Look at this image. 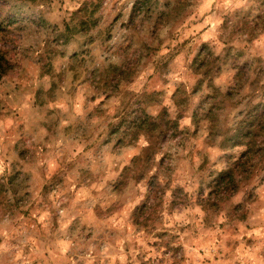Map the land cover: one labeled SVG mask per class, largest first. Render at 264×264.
Masks as SVG:
<instances>
[{"label": "rangeland", "instance_id": "1", "mask_svg": "<svg viewBox=\"0 0 264 264\" xmlns=\"http://www.w3.org/2000/svg\"><path fill=\"white\" fill-rule=\"evenodd\" d=\"M0 61V264H264V0H0Z\"/></svg>", "mask_w": 264, "mask_h": 264}, {"label": "trees", "instance_id": "2", "mask_svg": "<svg viewBox=\"0 0 264 264\" xmlns=\"http://www.w3.org/2000/svg\"><path fill=\"white\" fill-rule=\"evenodd\" d=\"M4 72L0 61V71ZM150 119V118H147ZM146 126L148 136L153 134L157 127L151 120L141 123L138 127L142 129ZM227 136L223 140V148L244 147L245 150L240 158L219 172L213 182L216 188L229 193V196L236 193L238 190L239 179L247 180L253 169L249 172L245 170V166L259 153L264 151V140H259L260 136L264 135V104L257 105L249 112V115L244 118L232 131L227 132ZM261 146V147H259ZM256 165V164H255ZM253 167V165H251Z\"/></svg>", "mask_w": 264, "mask_h": 264}]
</instances>
